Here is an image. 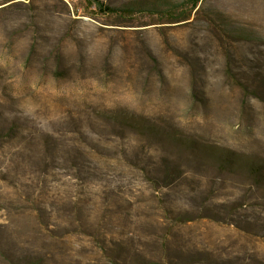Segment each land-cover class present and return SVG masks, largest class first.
Returning <instances> with one entry per match:
<instances>
[{
    "label": "rangeland",
    "instance_id": "obj_1",
    "mask_svg": "<svg viewBox=\"0 0 264 264\" xmlns=\"http://www.w3.org/2000/svg\"><path fill=\"white\" fill-rule=\"evenodd\" d=\"M71 146L133 159L70 186ZM0 264H264V0H0Z\"/></svg>",
    "mask_w": 264,
    "mask_h": 264
},
{
    "label": "trees",
    "instance_id": "obj_2",
    "mask_svg": "<svg viewBox=\"0 0 264 264\" xmlns=\"http://www.w3.org/2000/svg\"><path fill=\"white\" fill-rule=\"evenodd\" d=\"M189 2L195 7L200 0H189ZM119 119L122 120L119 124L122 123L124 126L135 128L142 125L133 114L126 113ZM114 120L115 122L119 121L118 118ZM121 134V131L115 132V136H121ZM106 141L115 143L110 139H106ZM125 152V149H77L71 146L69 149H43L41 159L44 160L43 165L46 167L49 165L48 161H53L55 155L59 153L63 171L72 180H70L72 183L70 186H79L81 183L91 184L93 180H109L114 172L113 163L117 160L116 155L118 153L122 154L124 160H127L126 162L132 161L133 158L130 156L131 159H128ZM75 199L76 197L70 194L54 200V203L51 204L50 214L59 222L61 227L67 225L75 228L79 223L81 224L83 215ZM34 211L38 213V210L34 209ZM37 215L40 216V213ZM14 228V232L18 236L17 239L21 244L30 248L38 247L47 250L57 242L56 240L53 241V238H44L45 232L35 227L30 220L18 221Z\"/></svg>",
    "mask_w": 264,
    "mask_h": 264
}]
</instances>
